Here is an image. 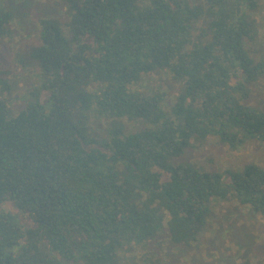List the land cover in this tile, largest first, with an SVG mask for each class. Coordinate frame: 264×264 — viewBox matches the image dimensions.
<instances>
[{
	"label": "trees",
	"instance_id": "16d2710c",
	"mask_svg": "<svg viewBox=\"0 0 264 264\" xmlns=\"http://www.w3.org/2000/svg\"><path fill=\"white\" fill-rule=\"evenodd\" d=\"M53 2L64 18L41 20L31 54L41 85L14 115L0 74V264H122L154 241L192 247L228 200L264 217L263 166L180 162L211 139L264 149V111L249 103L264 78L260 0ZM13 20L0 10L1 39ZM155 72L181 84L172 104L143 87ZM92 119L107 124L98 138Z\"/></svg>",
	"mask_w": 264,
	"mask_h": 264
},
{
	"label": "rangeland",
	"instance_id": "374dc122",
	"mask_svg": "<svg viewBox=\"0 0 264 264\" xmlns=\"http://www.w3.org/2000/svg\"><path fill=\"white\" fill-rule=\"evenodd\" d=\"M0 10L14 15L9 26L10 36L0 38V74L5 73L12 81L14 88L8 100L14 115L27 103L24 93L41 85L40 71L35 69L31 56L33 49L41 44V20L64 16L53 0H0ZM256 16L260 34L253 50L255 55L264 56V0H260ZM143 87L165 93L168 103L172 104L181 84L169 73L155 72L145 78ZM249 87L252 90L249 103L264 111V78ZM123 123L129 124V132L138 130L136 123L128 120ZM91 124L95 137L107 128L106 122L100 119H92ZM181 161L193 162L207 171L236 169L250 163L264 167V149L258 141L251 140L241 149L229 151L211 139L189 150ZM4 210L18 212L12 203L4 204ZM20 220L26 227L32 225L27 215L20 213ZM120 260L122 264H264V217L254 215L235 201L219 202L212 209L208 229L192 247L154 241L146 247L127 248Z\"/></svg>",
	"mask_w": 264,
	"mask_h": 264
}]
</instances>
